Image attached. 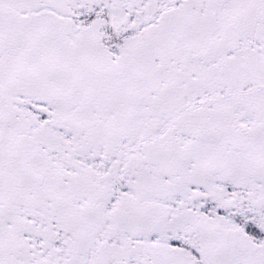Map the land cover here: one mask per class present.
<instances>
[{
  "label": "snow or ice",
  "instance_id": "1",
  "mask_svg": "<svg viewBox=\"0 0 264 264\" xmlns=\"http://www.w3.org/2000/svg\"><path fill=\"white\" fill-rule=\"evenodd\" d=\"M0 264H264V0H0Z\"/></svg>",
  "mask_w": 264,
  "mask_h": 264
}]
</instances>
